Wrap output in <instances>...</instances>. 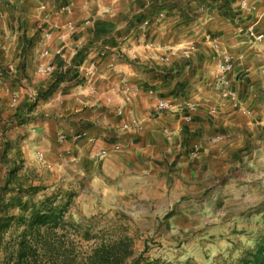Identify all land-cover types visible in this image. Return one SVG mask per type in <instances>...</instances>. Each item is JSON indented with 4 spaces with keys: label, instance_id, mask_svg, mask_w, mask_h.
<instances>
[{
    "label": "crops",
    "instance_id": "obj_1",
    "mask_svg": "<svg viewBox=\"0 0 264 264\" xmlns=\"http://www.w3.org/2000/svg\"><path fill=\"white\" fill-rule=\"evenodd\" d=\"M9 64L41 103L31 143L52 166L108 200L183 196L185 232L264 226V0H0Z\"/></svg>",
    "mask_w": 264,
    "mask_h": 264
},
{
    "label": "rangeland",
    "instance_id": "obj_2",
    "mask_svg": "<svg viewBox=\"0 0 264 264\" xmlns=\"http://www.w3.org/2000/svg\"><path fill=\"white\" fill-rule=\"evenodd\" d=\"M0 69V88L5 86L7 79L10 89L0 93V201L5 198L12 203L11 197L21 192L23 200H30L31 204L53 193H58L56 204L68 202L64 226L53 234H41L37 264H86V258L97 246H105L108 251L119 240L125 241L118 247L121 252H132L133 257L142 254L149 261L235 264L242 258H251L249 252L264 240V226L260 223L248 224L246 231L251 228V234L246 231L240 234L215 233L211 222H202L185 232L179 222V204L188 200L183 196L176 200L170 196L172 203L169 204L164 201L170 193L163 191L162 195L158 193L157 206L153 207L134 193L130 198L111 196L112 199L108 200L92 180L70 177L52 166L44 160L41 151H34L31 143L36 123L31 121L38 117L32 109L41 103L19 98L16 90L18 84L23 85L21 78L11 73L8 65H1ZM5 189L7 193H4ZM215 210H221L219 202ZM153 211L156 216L152 215ZM19 212V209L10 207L11 214ZM137 212L145 215H137ZM74 223L82 224L81 234H77ZM243 229L245 227L240 225L236 230ZM18 235L13 224L6 234L9 246ZM45 241L51 244L52 253L46 251ZM4 256L5 253L0 254L2 263Z\"/></svg>",
    "mask_w": 264,
    "mask_h": 264
},
{
    "label": "trees",
    "instance_id": "obj_3",
    "mask_svg": "<svg viewBox=\"0 0 264 264\" xmlns=\"http://www.w3.org/2000/svg\"><path fill=\"white\" fill-rule=\"evenodd\" d=\"M6 192V189L4 191ZM3 193V194H4ZM4 197V196H3ZM10 200L0 201V254H4V262L0 264H37L41 251V234H53L66 223L65 217L68 202L56 204L58 193L46 195L38 203L23 200L21 192H17ZM10 207L20 210L18 214H11ZM16 227L18 237L12 246L6 240L10 228ZM77 234H81V223H74ZM85 234V233H84ZM90 234V232H87ZM124 240H119L117 245H112L106 251L105 246H97L86 258V264H164L159 259L149 261L142 254L133 257L132 252H121L118 248ZM46 251L52 253V246L48 241L44 243ZM251 258H242L235 264H264V240L258 247L249 252ZM132 257L131 260H129Z\"/></svg>",
    "mask_w": 264,
    "mask_h": 264
},
{
    "label": "built area",
    "instance_id": "obj_4",
    "mask_svg": "<svg viewBox=\"0 0 264 264\" xmlns=\"http://www.w3.org/2000/svg\"><path fill=\"white\" fill-rule=\"evenodd\" d=\"M246 33L250 36V37H252V38H254V39H257V40H260V39H262V37H263V33L262 32H259L258 30H257V28H255L254 26H250L248 29H247V31H246ZM50 35H51V33L50 32H48L47 34H46V37H50ZM46 52H48V51H46ZM45 52V53H46ZM8 68H9V70L11 71V73H13V70H15V67H14V65H12V64H9L8 65ZM53 70V67H52V65H46V66H42V67H40L39 68V71L41 72V73H43V74H45V73H50L51 71ZM232 70V62H227V61H224V62H222V63H220V65H219V71H220V74H219V76H218V83L221 85V89H222V91L225 93H227V94H229L230 92H231V90H230V86H231V80L228 78V76H227V74L230 72ZM0 76H1V69H0ZM158 108L159 109H166L167 108V105H166V103L164 102V101H162V102H160L159 104H158ZM65 136H66V134H64V133H61L60 134V137L62 138V139H64L65 138ZM81 135H79V134H75V137H77V138H79Z\"/></svg>",
    "mask_w": 264,
    "mask_h": 264
}]
</instances>
